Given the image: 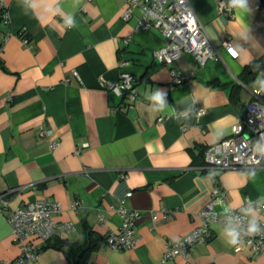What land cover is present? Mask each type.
<instances>
[{
    "label": "crops",
    "instance_id": "crops-1",
    "mask_svg": "<svg viewBox=\"0 0 264 264\" xmlns=\"http://www.w3.org/2000/svg\"><path fill=\"white\" fill-rule=\"evenodd\" d=\"M189 1L218 49L199 67L190 52L158 63L153 51L166 38L159 30L137 29L139 6L123 20L124 0H1L9 21L0 23V193L9 208L39 197L58 200L54 219L73 224L60 237L70 241L84 224L104 236L118 231L126 192L125 206L140 213L136 245L101 243L90 264H264V254L235 252L225 235L233 225L218 221L187 258L162 261L168 240L200 224L214 186L224 189L214 207L220 216L246 196L264 201V167L206 168L203 159L208 145L231 136L250 90L264 85V72L248 84L238 81L243 67L264 54V7L247 0V12L221 13L217 0ZM226 39L233 51L222 44ZM121 58L135 78L133 101L102 85L118 77ZM171 69L193 73L171 87ZM156 89L166 92L163 109L150 99ZM196 106L205 108L198 119ZM43 127L49 133L41 137ZM52 140L58 141L53 148ZM8 212L0 200V264H15L19 253ZM25 264H66V255L47 246Z\"/></svg>",
    "mask_w": 264,
    "mask_h": 264
},
{
    "label": "built area",
    "instance_id": "built-area-1",
    "mask_svg": "<svg viewBox=\"0 0 264 264\" xmlns=\"http://www.w3.org/2000/svg\"><path fill=\"white\" fill-rule=\"evenodd\" d=\"M86 2L92 0H84ZM127 7L121 18L127 20L132 12V6H139L141 16L137 29L150 31L159 30L165 43L153 51L155 60L167 65L180 57L182 52H190L196 66H202L208 59L214 58L217 45L211 40L206 29L198 20L189 0H124ZM1 3V0H0ZM233 7L231 0H217V10L221 13H230ZM1 22L9 21L8 10L0 6ZM23 44L29 39L24 32L20 33ZM128 39H124L126 43ZM224 47L233 51L231 42L226 39ZM2 47L0 46V52ZM126 60H118V77L103 81L102 85L116 95L126 96L129 101L137 97L134 76L124 70ZM188 74L171 69L170 86L182 84L189 80ZM65 81H68L67 79ZM251 99L245 105L243 117L238 118L232 126V134L228 138L214 142L204 149L203 159L206 168L244 169L264 167V85L252 88ZM205 114V108L196 106L193 115L196 119ZM49 130L46 127L38 130V135L46 136ZM58 144L57 140L50 141V147ZM79 148H76V152ZM122 176L124 174H121ZM131 192H126L124 198ZM224 194V189L214 186L209 201L200 209L201 222L198 226L182 235L179 239L168 240L162 261L174 259L177 256L188 257L191 247L196 243L205 242L210 237V224L218 221L224 225H233L239 231V243L233 247L235 252L245 249L255 255L264 254V201L257 202L245 197L243 203L218 215L215 210L217 198ZM124 198L120 199L118 212L122 217V224L118 231H112L105 236L104 244L113 249H128L136 245L138 237L135 233V221L139 211L125 206ZM1 209L9 210L7 221L11 228L13 243L19 247L15 264H25L36 259L47 242L54 237H62L73 229L70 221H56L54 216L61 212V203L54 198L39 197L26 201L15 208H9L4 193H0ZM78 200L73 202L77 206ZM253 209L257 213L259 231L256 234L247 232L248 222L252 218L246 209ZM157 218L156 214L152 215ZM11 264V263H8Z\"/></svg>",
    "mask_w": 264,
    "mask_h": 264
},
{
    "label": "trees",
    "instance_id": "trees-1",
    "mask_svg": "<svg viewBox=\"0 0 264 264\" xmlns=\"http://www.w3.org/2000/svg\"><path fill=\"white\" fill-rule=\"evenodd\" d=\"M256 3L259 7H264V0H256ZM260 72H264V54L253 59L243 67L238 76V81L248 84ZM231 100H234L233 95L231 96ZM104 240V235H101L84 224L82 235L78 239L70 241L60 237H54L47 242L44 248L54 246L62 249L66 255V264H90L89 257L91 252L101 243H104Z\"/></svg>",
    "mask_w": 264,
    "mask_h": 264
},
{
    "label": "clouds",
    "instance_id": "clouds-1",
    "mask_svg": "<svg viewBox=\"0 0 264 264\" xmlns=\"http://www.w3.org/2000/svg\"><path fill=\"white\" fill-rule=\"evenodd\" d=\"M233 8L247 12V0H231ZM166 92L163 90L156 89L150 95L151 101L158 106L159 109H163L166 106ZM251 215V219L248 222L247 232L249 234H256L259 231V225L257 223V213L253 209L245 210ZM225 235L228 238V243L232 246H236L239 243V231L236 227L230 226L225 229Z\"/></svg>",
    "mask_w": 264,
    "mask_h": 264
}]
</instances>
